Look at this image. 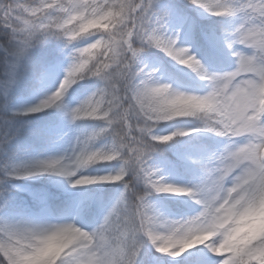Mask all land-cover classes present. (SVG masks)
Instances as JSON below:
<instances>
[{
    "label": "clouds",
    "instance_id": "obj_1",
    "mask_svg": "<svg viewBox=\"0 0 264 264\" xmlns=\"http://www.w3.org/2000/svg\"><path fill=\"white\" fill-rule=\"evenodd\" d=\"M0 264H264V0H0Z\"/></svg>",
    "mask_w": 264,
    "mask_h": 264
}]
</instances>
